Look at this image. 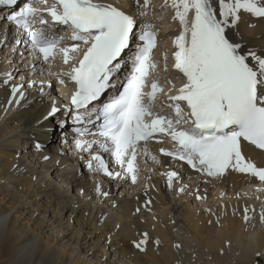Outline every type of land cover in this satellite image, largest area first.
Listing matches in <instances>:
<instances>
[{
	"label": "bare ground",
	"instance_id": "6f19581e",
	"mask_svg": "<svg viewBox=\"0 0 264 264\" xmlns=\"http://www.w3.org/2000/svg\"><path fill=\"white\" fill-rule=\"evenodd\" d=\"M24 1L37 4L42 0H16L11 7L0 5V13L5 15L4 21L0 19V264H264V220L259 216L257 222L253 221L255 225H259H250L253 214L260 212L256 209L262 207L255 209V205L264 203V199L259 197L260 194L264 195V182H260L258 178L229 169L222 176L203 179V173L192 172L175 161L160 157L158 150L164 147L165 141H169V138L161 137V141L147 145L149 155L145 159L148 162L143 161V148L138 145L134 161L138 177L142 170H139L141 165L138 167L137 164L147 165H144L141 176L142 184L138 186L132 187V183L123 174V178L106 175L98 169L97 161L91 158V170H97L98 178L103 182L101 192L108 193L107 196L96 195L95 184L89 187L88 181L78 171L67 168L70 161L68 158L55 152L52 154L51 148L58 145L55 139L61 141L58 148L69 149L71 156L75 153V150L71 151L68 147L67 141H62L64 136L66 139L72 137L74 128L89 129V134L82 137L79 133L76 134L82 141L97 138L91 136L96 130V116L89 113L100 100L119 90L121 77L127 68L122 67L112 77L116 88L107 89L100 100L90 105L87 111H79L83 117L82 122L77 123L71 119L74 127H68L64 123L63 114L65 111L68 114L66 105L57 106L60 111L52 116L48 115L51 105L42 101V95L49 92L47 85L41 87L33 84L30 89L32 92H28L22 101L19 97L17 106L14 104L15 107L7 108L10 98L17 96L20 90L19 86L16 93L12 92L13 86L17 85H10L13 71L12 67L5 65L8 57L23 60L25 67L33 69L39 75H33L32 72L28 74L29 79L37 77L36 82L42 81L39 78L53 76V70L61 71L62 66L67 67L55 59L45 63L44 68L33 57L36 62L32 60L33 66L28 67L25 56H18V53H25L24 48H14L12 30L6 31L5 25L8 14L15 12L19 6L22 7ZM101 1L111 3L135 16L138 24H144L137 15L136 0H99ZM167 8V22L170 24L168 33L161 32L160 25L153 20L146 19L145 23L153 24L158 30L157 47L152 51L153 61L159 64L156 69L165 67L166 54L171 60L166 72L170 78L179 81L181 73L172 67V53L175 50L172 41L179 34L173 29L179 27V22L172 20L174 9L170 6ZM148 15H145L146 18ZM241 16L238 29L232 28L229 31L230 38L241 41L257 52L264 50V19L251 17L243 11ZM43 28L45 31L48 28L54 34L53 37H57L62 26L47 24ZM135 31L139 32L140 28L137 27ZM71 42L70 39H62L60 44L70 45ZM130 54L129 50H125L121 63L127 61ZM53 82L59 97H63L70 89V82L66 81L65 85H61L56 76L53 77ZM29 83L30 81L27 86ZM159 83L163 86L164 93H167L170 86L164 82ZM177 84L174 90L182 86L180 82ZM164 93L158 95L156 102L162 95L166 99ZM159 108H162V104ZM163 110L171 114L170 110ZM75 114L76 112L71 113L70 117ZM89 120L94 123L89 124ZM56 122L66 128L60 135L54 129L49 131ZM37 145L41 146L39 150ZM91 152H94L93 156L97 152L105 161V153L95 144L86 155ZM243 152L257 167H264V153L248 145ZM153 156L156 160L152 159ZM83 158L88 165L89 160ZM149 164L153 169H148ZM107 165L109 171L118 172L117 167L109 161ZM170 171L178 173L171 187L166 175ZM197 184L202 185L205 191L198 194L188 192L189 185ZM109 185L117 187V191H127L130 198L112 196ZM181 188L183 191H180ZM166 189L174 190L179 197L170 200ZM249 189L252 191L251 195ZM128 190L134 192L129 194ZM239 190L243 195H240ZM174 193L172 197H176ZM257 193V200L260 201L255 204L254 197ZM226 198L227 202L223 203L222 199ZM200 201L207 203V206L198 210L197 204L202 205ZM245 208L248 209L247 221L244 220ZM261 212L259 215H262ZM143 233L148 234V240L144 245L145 251L141 252L133 242L139 241Z\"/></svg>",
	"mask_w": 264,
	"mask_h": 264
},
{
	"label": "snow or ice",
	"instance_id": "6c2138e0",
	"mask_svg": "<svg viewBox=\"0 0 264 264\" xmlns=\"http://www.w3.org/2000/svg\"><path fill=\"white\" fill-rule=\"evenodd\" d=\"M15 3L16 0H0V5L9 7ZM42 3L43 8L27 4L7 19L28 34L38 60L48 63L57 56L62 58L67 67L55 75L61 85L66 81L74 85L66 110L68 114L73 108L76 110L75 122L83 120L80 109L87 111L107 89L117 87L112 77L122 67L130 64L131 68L119 85L122 91L117 90L107 101L92 108L89 115L95 114L99 123L97 132L91 134L97 139L76 140L78 149L87 151L94 144L99 145L135 183L138 145L159 135L170 138L175 145L171 151L161 148L163 155L183 161L197 172L213 177L231 169L264 182V167H257L243 154L245 142L264 150V50L257 52L229 36L232 28L238 29L241 11L264 19V0H165L164 6L174 9L172 20L179 22L180 29L172 41L175 49L172 67L184 78L182 86L175 90L170 87L167 93L158 77L152 75L157 68L152 60V51L157 46V29L153 24H138L135 16L99 0H52L50 6L48 0ZM149 5L150 0L142 3L136 0L137 15L141 18L147 15ZM45 13L54 23L71 30L73 43L60 46L63 37L56 38L44 28L32 27L37 17L41 25H47ZM137 27L139 32L135 31ZM133 39L139 41L134 50ZM125 50L131 54L121 63ZM164 59H168L166 54ZM18 89L19 86H13L12 92ZM161 93L166 96L161 102L162 110L153 111ZM164 108L171 114L165 113ZM59 111L53 99L48 115ZM181 124L187 127H177ZM76 131L80 135L89 134L87 127ZM36 147L39 150L41 146ZM143 152L149 155L146 147ZM92 160L97 161L98 169L106 175L123 178L120 172L109 171L100 156L94 155ZM88 167H93L91 162ZM166 175L171 187L178 173L170 171ZM96 191L108 195L101 192L99 185ZM247 213L245 208V221L249 219ZM261 219L264 220V212ZM147 240L148 234L143 233L133 244L143 252Z\"/></svg>",
	"mask_w": 264,
	"mask_h": 264
},
{
	"label": "rangeland",
	"instance_id": "374dc122",
	"mask_svg": "<svg viewBox=\"0 0 264 264\" xmlns=\"http://www.w3.org/2000/svg\"><path fill=\"white\" fill-rule=\"evenodd\" d=\"M101 2H103V1H101ZM164 4H165V0H150V5H149V7L146 9L147 10V13L149 14L148 15V17L146 18V16H144V17H142L141 18V20H140V22L141 23H145V20L146 19H149L148 21H151V20H153L154 22H157L159 25H160V31L162 32V31H165V32H167L168 31V28H169V25L170 24H168V22H167V20H168V17L166 16V15H168V8L167 7H165L164 6ZM163 5V6H162ZM17 6H19V5H17ZM150 9V10H149ZM168 12V13H167ZM0 19L2 20L3 19V21L5 20L4 19V16L2 15V12H1V14H0ZM176 22H178V21H176ZM2 23L0 22V25H1ZM0 28H1V26H0ZM179 27H175L174 29H173V31L176 33V34H178L179 33ZM46 31H50L48 28L46 29ZM157 32H158V30H157ZM168 33V32H167ZM136 43V39H133V41L131 42V46H134V44ZM12 45V43H10V45L9 46H11ZM161 45V44H160ZM157 47V46H156ZM164 47H165V50H166V45L164 44ZM9 49V48H8ZM7 50V49H6ZM9 51V50H8ZM162 54V53H161ZM160 54V55H161ZM7 55V54H6ZM12 58V59H11ZM11 58H7V60L5 61V65L6 66H10V68L12 67V71H13V74H12V76H11V82H10V85H13V84H15V85H17V86H20V90H19V92H18V95L17 96H12L11 98H10V100H9V104H8V106H7V108L9 107V106H13L14 104L17 106V101H19V97H21V95H20V92H22L23 93V96L20 98L21 99V101H22V99H24L25 97H26V94L29 92V93H31L32 92V90H30L31 89V87L32 86H34V85H41V87L42 86H48L49 87V92L47 93V94H44V95H42V101L44 102V103H46L47 105H51V106H49V108H51L52 107V101H53V98L56 100V104H57V106H62V105H64V103H65V95L63 96V97H59L58 96V94L56 93V91H55V82H53V77L54 76H56L55 74H57V71H60L59 69L58 70H53V76L52 75H50L51 77H46V79H44V78H39V79H41L42 81H40V82H36L37 81V77H33L32 79H29V72H32V74L33 75H37L36 74V72L33 70V69H31V68H27V67H25V63H23L22 61L23 60H16V59H14V56L13 57H11ZM2 60H4V59H2ZM153 60V59H152ZM154 62L156 63V61L154 60ZM165 63H167V68L169 69V62H171V60H170V57L167 59V61H164ZM26 63H27V66L28 67H31V65H28V62L26 61ZM165 63H164V65H165ZM41 65H43L44 66V68H46V66L43 64V63H41ZM159 65V64H158ZM158 65H157V67H158ZM63 67V69L65 68L64 66H62ZM15 69V70H14ZM23 76V78H22V76ZM152 75H155V76H157L158 77V80L160 81V82H164L166 85H168V86H170V87H173V86H176V85H178L176 82H175V78H170L169 76H168V74H167V72H165L164 71V67L162 66V68H160V70H158V69H156L155 70V72L152 74ZM25 76V77H24ZM37 76H39V75H37ZM43 76V75H42ZM20 79H22V80H20ZM34 82L33 84H32V86H30V83H29V87L27 86V82ZM167 81H171V83L169 84V83H167ZM52 88V89H51ZM54 88V89H53ZM25 89V90H24ZM50 89H51V91H50ZM53 91H55V94H53ZM106 99H108V97L107 98H104V100H106ZM101 101V100H100ZM103 101V100H102ZM13 107H15V106H13ZM64 112V111H63ZM63 117H64V123L65 124H67V126L68 127H74L75 126V124H73V122H71V119L73 118V117H70V114H66V113H64L63 114ZM66 120V121H65ZM55 122V121H54ZM54 129V132H56L57 134H61V133H63L64 132V130H66V128H63V124H60L59 122H56V124H52V128H50L49 129V131H51V130H53ZM56 129V130H55ZM76 129H78V128H74V130L72 131V137H69V139H66L65 138V136H64V139L62 140L63 142H65V141H67V145H68V147L71 149V151H73V150H75V153L74 154H72V156L70 155V150L69 149H60V148H58L59 146L58 145H60V142H59V140L58 139H55L56 141H57V143H58V145L57 146H54V148H51V150L53 151L52 152V154L55 152V153H57V154H60V156H62V157H65V158H68L70 161L68 162V165H67V168L68 167H70L69 169H71V171H78L77 173L79 174V175H81L85 180H86V182L88 181V186H89V184H90V186L89 187H92L91 185L92 184H95V186H96V188H97V185H99V187H100V190H101V187H102V185H103V182L101 181V180H99V178H98V173H97V170H91L89 167H88V165H86V161H83L82 160V158L83 157H85V158H83V159H86V160H89V162L90 161H92L91 160V158L93 157V154H94V152H91V153H89V155H86L88 152H89V150L91 149V148H89L87 151H83V150H81V149H78L77 147H76V140H80L81 138L78 136V135H76V134H78V132L76 131ZM81 137L83 136V135H80ZM91 136H94V135H91ZM97 139V138H96ZM84 140V139H83ZM84 141H86V140H84ZM66 143V142H65ZM96 147H98L99 148V145H96ZM57 149V150H56ZM50 150V151H51ZM56 150V151H55ZM61 150V151H60ZM95 154H97L98 155V153L96 152ZM81 156V157H80ZM77 159H78V161H77ZM104 160V159H103ZM143 161L145 162V161H147V158L145 159H143ZM78 162V163H77ZM105 163H107V160H105L104 161ZM148 162V161H147ZM72 165V166H71ZM75 165V166H74ZM139 165H141V167H139ZM144 165L145 166H147L145 163L144 164H142V163H138L137 164V166L139 167V170H142V171H140V177H138V179H137V181L135 182V183H133L132 181H129L128 180V182H131L132 183V187H134V186H138V185H141L142 184V180H141V176L143 175V170H144ZM72 167V168H71ZM148 169H153L152 168V166L149 164L148 165ZM70 171V170H69ZM151 172V170H149V173ZM153 173V172H152ZM102 180H103V178L101 177V175L99 176ZM203 179H207V180H210V179H212V177H207L206 178V176H203ZM213 181V180H212ZM101 184H100V183ZM203 182V180L201 181V183ZM212 182H209V184H211ZM199 184V183H198ZM196 185V186H190L189 185V187H188V192L190 191V192H192V194H198V193H201V192H204L205 191V188L202 186V185ZM109 187H111L110 188V190H112V196H114V197H116V198H123V197H125V198H127V199H129L130 198V196L131 195H127L126 193H127V191H125V192H121V189L119 190L118 189V191H117V187H114L113 185H109ZM128 187H130V186H128ZM195 188V189H194ZM139 189V188H138ZM204 189V190H203ZM251 189H249V191H250ZM248 191V190H247ZM128 192H129V194H132V192H134V191H130V190H128ZM166 192H168V197H169V199L170 200H173L174 198H177V197H179V195H177V194H175L174 193V190L172 191V190H167L166 189ZM239 193H240V195H243V192L241 191V190H239L238 191ZM251 192L252 191H250L249 192V195H251ZM254 192V191H253ZM257 192V191H256ZM95 193H96V195H98L97 194V191H96V189H95ZM172 193H174L175 195H176V197H172ZM256 195V197H254V199H255V204H257V203H259V201L260 200H257V198H258V195H259V193H257V194H255ZM261 196H259L260 197V199H264V195H262V194H260ZM216 196V195H215ZM196 197H198V195H196ZM212 199V197H210V200ZM227 200H228V198H226V199H222V202L223 203H226L227 202ZM257 200V201H256ZM220 201H221V199H220ZM201 202V201H200ZM199 202V203H200ZM202 203V205L200 206V204H197V209L199 210V209H201V207H205V206H207V203H205L204 201H202L201 202ZM204 204V205H203ZM261 204V205H260ZM259 206H262V207H264V203L262 204L261 202L256 206L255 205V209L258 207L259 208ZM262 207H260V208H262ZM259 208V210L258 209H256L257 211H264V208L263 209H260ZM93 211H95V209H93ZM262 211V212H263ZM260 212H255L254 214H253V220L252 221H250V225H252V226H254V227H257L258 225H259V223H256L257 225H255V223L253 222V221H256L258 218H259V216H261V215H259V213ZM261 212V213H262ZM174 217H176V216H174ZM257 222V221H256ZM254 224V225H253ZM179 234H181V233H179Z\"/></svg>",
	"mask_w": 264,
	"mask_h": 264
}]
</instances>
